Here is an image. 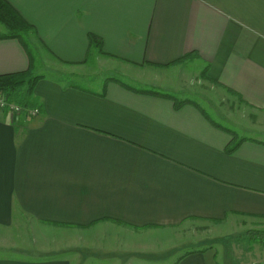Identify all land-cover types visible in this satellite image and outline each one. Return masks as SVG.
Returning <instances> with one entry per match:
<instances>
[{
	"label": "crops",
	"instance_id": "crops-1",
	"mask_svg": "<svg viewBox=\"0 0 264 264\" xmlns=\"http://www.w3.org/2000/svg\"><path fill=\"white\" fill-rule=\"evenodd\" d=\"M7 1L36 33L31 56L0 38V76L41 56L68 81L36 74L40 116L0 110V264H221L166 240L264 225V0Z\"/></svg>",
	"mask_w": 264,
	"mask_h": 264
},
{
	"label": "rangeland",
	"instance_id": "rangeland-1",
	"mask_svg": "<svg viewBox=\"0 0 264 264\" xmlns=\"http://www.w3.org/2000/svg\"><path fill=\"white\" fill-rule=\"evenodd\" d=\"M0 32H5L3 26L0 25ZM103 45V43H102ZM32 46H30L31 48ZM90 47L94 48V50L98 49L99 53L104 55V52L102 50L101 47L97 46V45H90ZM103 47V46H102ZM32 49V48H31ZM48 54V53H47ZM99 55H97V52L94 51V56L92 58V65L94 68V72L95 74H97V72H99V76H93V80H100L102 78V69L98 68L99 63L101 62V59H99L98 57ZM52 58V57H51ZM43 58L38 57V69H36V71L34 72V74H41V75H45L48 78H54V79H59L63 82H67L68 79L64 78L62 79V76L59 75L58 73H56L53 69H51L50 67H48L46 64L43 65ZM43 65V66H42ZM97 71V72H96ZM37 76V75H36ZM75 81L78 83L79 86L82 87H87V88H93L94 85L92 86L91 84L87 83L86 80H80V79H75ZM39 83V82H38ZM131 85L135 86V87H140L139 85L133 84L132 82L130 83ZM37 86V85H36ZM36 99V96H35ZM41 114V111H40ZM39 114V116H40ZM199 226H204V231L202 229L197 230L196 228L194 229H190L188 230V234H187V238H186V234H181V236L179 234H175L173 235L170 240L167 239L166 242H172L174 241L173 245H175L176 242H178V239H183V241L185 239H191L193 237L195 240L199 239V234L200 236H205V243L208 242H213L216 251L219 252V260L221 261V264H237V260L240 259V256L244 253L245 250H248L249 248H254L255 252L257 255L255 258L259 257V252L263 250L264 252V225L263 226H253L251 230H249L248 228H244L242 225L238 226V233L236 234V237L234 240H229V239H225V240H216L217 237L222 236V235H218V234H226V233H230L232 230V227L230 226V228L227 227H214L210 230V228L207 230L206 228V224H201L198 225ZM250 227V225H249ZM181 232V231H180ZM196 241L194 242L193 239L190 240L189 243V247L188 249H193L195 247ZM232 247V249L234 250V245L236 247V250H234V252H229L228 249H230L229 247ZM169 247V246H167ZM187 248L184 249V247L182 248V252L183 253ZM187 249V250H188ZM259 251V252H258ZM249 253V252H248ZM247 251L245 252V255L248 254ZM252 256V253H251ZM166 257H169L168 254ZM249 257V256H248Z\"/></svg>",
	"mask_w": 264,
	"mask_h": 264
},
{
	"label": "trees",
	"instance_id": "trees-1",
	"mask_svg": "<svg viewBox=\"0 0 264 264\" xmlns=\"http://www.w3.org/2000/svg\"><path fill=\"white\" fill-rule=\"evenodd\" d=\"M0 25L5 30L0 38L17 39L26 52L32 55L28 36L36 33L35 28L7 0H0ZM90 45L102 48V40L96 35H90ZM41 79L42 77L36 76L31 68L24 73L0 76V95L6 96L9 102L17 104L23 110L42 111V106L36 101L34 93Z\"/></svg>",
	"mask_w": 264,
	"mask_h": 264
},
{
	"label": "built area",
	"instance_id": "built-area-1",
	"mask_svg": "<svg viewBox=\"0 0 264 264\" xmlns=\"http://www.w3.org/2000/svg\"><path fill=\"white\" fill-rule=\"evenodd\" d=\"M0 110H5L9 112V114L14 117L16 115H26L29 118H35L39 116V109H27L23 110L20 106L15 103L9 102L7 97L4 95H0Z\"/></svg>",
	"mask_w": 264,
	"mask_h": 264
}]
</instances>
